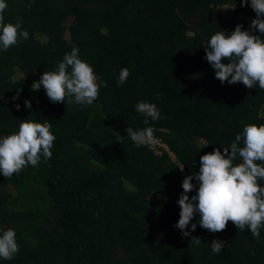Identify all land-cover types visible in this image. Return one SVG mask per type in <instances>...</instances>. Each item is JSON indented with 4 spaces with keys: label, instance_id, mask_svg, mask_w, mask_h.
<instances>
[{
    "label": "trees",
    "instance_id": "trees-1",
    "mask_svg": "<svg viewBox=\"0 0 264 264\" xmlns=\"http://www.w3.org/2000/svg\"><path fill=\"white\" fill-rule=\"evenodd\" d=\"M6 3L3 22L20 17L29 38L0 50V137L30 119L49 121L56 139L46 163L41 158L9 179L0 173V234L14 229L20 249L0 264H264V228L259 240L231 221L211 233L197 214L196 230L187 229L201 239L196 244L174 227L182 181L199 172L200 157L223 153L244 125L264 124V90L221 84L205 59L204 44L217 31L251 30L250 0ZM73 48L94 69L98 99L53 103L43 86L31 91ZM122 68L130 76L117 86ZM140 101L155 103L161 118L145 125L135 110ZM148 126L163 146L137 147L126 135L127 127ZM192 182L190 198L198 189ZM213 239L226 242L218 254Z\"/></svg>",
    "mask_w": 264,
    "mask_h": 264
},
{
    "label": "clouds",
    "instance_id": "clouds-1",
    "mask_svg": "<svg viewBox=\"0 0 264 264\" xmlns=\"http://www.w3.org/2000/svg\"><path fill=\"white\" fill-rule=\"evenodd\" d=\"M248 4L249 0H241L242 6ZM250 6L256 13L251 21V30H242L243 26L237 25L230 33L217 31L204 44L205 59L221 84L242 83L250 89L258 85L264 90V39L261 38L264 35V0H250ZM7 7L6 0H0V50L3 51L17 45L21 39L29 38L20 17L16 18V23L3 22ZM78 53V48L66 53L56 70H46L38 81L32 83L31 91L43 86L53 103H65L67 100L69 104L92 105L98 99L100 85L93 67L81 60ZM222 60L230 62L225 64ZM129 76V70L122 68L117 86L123 85ZM18 95L19 92L12 99H18ZM157 99H161V95ZM24 103L31 109L30 101L25 100ZM15 107L20 109L19 104ZM135 110L145 117V125H149V118L152 121L161 118L155 103L140 101ZM51 127L47 120L42 124L25 119L21 120L18 131L0 137V173L9 179L29 165L38 166L41 158L46 163L52 156L51 149L56 139ZM125 131L137 147L156 144L155 129L151 126L141 130L127 127ZM237 160L240 163H235ZM179 169L183 172L184 166L180 165ZM194 178L198 189L190 198L188 193L196 189L192 182ZM260 181H264V124H246L230 146L223 148V153L215 148L202 155L199 172L183 179V191L177 201L179 220L174 227L180 229L184 237H191L197 223L211 233H218L226 230L231 221L238 230L247 228L259 240L260 230L264 228V187L260 186ZM197 214L199 220L192 223ZM189 225L191 232L187 231ZM191 238L196 244L202 243L199 237ZM225 243L213 239L211 251L220 253ZM19 250L15 230H3L0 234V258L11 260Z\"/></svg>",
    "mask_w": 264,
    "mask_h": 264
},
{
    "label": "rangeland",
    "instance_id": "rangeland-1",
    "mask_svg": "<svg viewBox=\"0 0 264 264\" xmlns=\"http://www.w3.org/2000/svg\"><path fill=\"white\" fill-rule=\"evenodd\" d=\"M22 76L20 75V73L17 75V79H20ZM165 150H167V148H165ZM77 153V150H73V151H71V152H69L68 154H67V157H70V156H72L73 154H76ZM172 158H173V160H175L176 161V159L172 156Z\"/></svg>",
    "mask_w": 264,
    "mask_h": 264
},
{
    "label": "built area",
    "instance_id": "built-area-1",
    "mask_svg": "<svg viewBox=\"0 0 264 264\" xmlns=\"http://www.w3.org/2000/svg\"><path fill=\"white\" fill-rule=\"evenodd\" d=\"M243 19H245V17H243ZM245 21H246L248 24L251 23V20H250V19H245ZM248 29H249V27H248L246 30H248ZM155 146H159V147H161L162 145L156 140V144H155ZM150 148L154 149V146H150Z\"/></svg>",
    "mask_w": 264,
    "mask_h": 264
}]
</instances>
